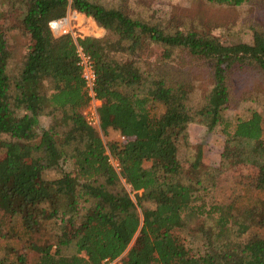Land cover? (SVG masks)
Segmentation results:
<instances>
[{
    "label": "trees",
    "instance_id": "obj_1",
    "mask_svg": "<svg viewBox=\"0 0 264 264\" xmlns=\"http://www.w3.org/2000/svg\"><path fill=\"white\" fill-rule=\"evenodd\" d=\"M209 1L240 6L248 0ZM7 2L6 13L16 17L23 42L10 43L8 29L0 30V102L12 96L21 113L0 115V144L6 151L0 158V228L20 220L31 250L39 254L35 264H102L125 253L116 264H264L259 239H236L248 226L264 229V200L243 212L232 205L196 204L208 181L204 152L189 138L191 123L200 121L210 131L221 127L223 161L254 166L256 188L264 191V115L254 111L235 121L223 115L237 72L252 69L264 76V31L254 29L251 43L227 45L212 33L167 29L98 0ZM69 9L92 18L107 36H55L50 23L64 19ZM57 28H68V22ZM78 46L95 62L96 93L103 101L100 131L117 132L119 142L106 145L83 116L90 98ZM151 46L162 49L163 67L183 53L208 67L210 82L198 104L192 103L196 84L195 89L167 73H152L135 60ZM156 104L164 107L162 115ZM41 117L50 119L48 127H41ZM68 162L71 171L45 178ZM124 185L134 193L142 217ZM147 201L154 208L143 207ZM59 215L72 236L58 231L47 240L43 223ZM195 219L198 225L191 231ZM193 235L202 238L203 254L188 245ZM19 261L0 258V264Z\"/></svg>",
    "mask_w": 264,
    "mask_h": 264
},
{
    "label": "rangeland",
    "instance_id": "obj_2",
    "mask_svg": "<svg viewBox=\"0 0 264 264\" xmlns=\"http://www.w3.org/2000/svg\"><path fill=\"white\" fill-rule=\"evenodd\" d=\"M8 0H0V30H6L10 43L21 45L23 40L20 37L18 21L8 11ZM105 6H122L128 13L140 17L150 23H156L171 30L180 28L182 31H205L218 37L224 44L251 43L253 41L254 29L264 31V0H248L240 6L216 5L209 0H98ZM67 21L68 28L58 30L52 28L53 22ZM50 27L55 36L70 34L75 40L83 37L105 38L107 32L99 27L97 23L83 14L69 9L64 19L53 21ZM17 27V28H16ZM183 53V52H182ZM186 53L179 54L173 61L163 67L162 49L159 47H147L143 53H138L135 60L145 64L148 71L156 74L164 73L175 81H184L198 87V93L194 96L193 105L199 103L201 91L208 84L209 70L204 63L193 62L188 59ZM146 68V69H147ZM233 97L230 106L224 111L226 120L235 121L238 118L249 117L254 111L264 115V76L258 70H243L237 72L230 82ZM196 89V87H195ZM199 95V96H198ZM158 115L164 113V107L155 105ZM85 110V109H84ZM83 110V112H84ZM21 109L12 96L3 98L0 102V115L13 114L17 116ZM50 119L41 117L42 128L48 127ZM99 130V129H98ZM101 137L106 145L119 142L117 132L109 130ZM189 138L191 146L201 149L204 152V171L206 170L208 189L199 193L196 204H221L232 205L237 211H245L253 207L258 201L264 200V191L256 188L257 170L250 164L230 165L222 159L225 144L222 128L217 127L213 131L208 130L200 121L189 125ZM7 139L6 136L3 140ZM179 152L180 160L184 161L186 151L182 146ZM5 149L0 144V158L5 155ZM107 154L115 160L109 149ZM189 153L187 154V157ZM152 163L146 162L145 166L150 167ZM72 162L63 164L60 169H52L45 173L47 180L58 178L63 171H71ZM202 174V171H201ZM213 185V187H212ZM130 197L137 205V210L142 217V209L137 204L131 188L124 185ZM211 186V187H210ZM153 202L143 203V207L154 208ZM2 214L0 213V218ZM198 221H191V231L196 230ZM242 228L238 227V232ZM244 230V229H243ZM63 232L66 236L71 234V228L63 222L62 216H57L43 223L44 237L49 240L50 235L56 232ZM0 258H7L9 261H17L19 264H35L39 254L31 250L26 234L19 219L14 222L7 221L0 228ZM138 234L133 239L129 249L135 245ZM238 242L259 239V247L264 249V229L247 227L243 236L237 235ZM204 242L200 236L193 235L188 239V245L196 254L205 252ZM71 248L69 252H73ZM126 253L116 260L118 263ZM115 263V264H116Z\"/></svg>",
    "mask_w": 264,
    "mask_h": 264
},
{
    "label": "built area",
    "instance_id": "obj_3",
    "mask_svg": "<svg viewBox=\"0 0 264 264\" xmlns=\"http://www.w3.org/2000/svg\"><path fill=\"white\" fill-rule=\"evenodd\" d=\"M58 23L53 22L52 28H56ZM78 66L81 69L82 78L85 82V90L90 98L88 106L83 112V116L87 124L93 128L100 130V115L99 111L103 105V101L97 97L96 86H97V74L95 70V62L93 58L87 54L82 47H77ZM122 139H125L124 137ZM110 163L118 170L119 163L117 160L110 158ZM115 261L108 259L104 260L102 264H115Z\"/></svg>",
    "mask_w": 264,
    "mask_h": 264
}]
</instances>
